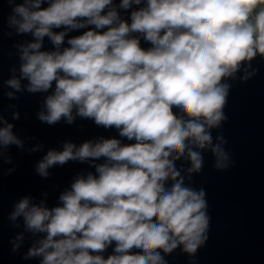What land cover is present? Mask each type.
Here are the masks:
<instances>
[{
    "label": "clouds",
    "instance_id": "clouds-1",
    "mask_svg": "<svg viewBox=\"0 0 264 264\" xmlns=\"http://www.w3.org/2000/svg\"><path fill=\"white\" fill-rule=\"evenodd\" d=\"M7 2L13 5L9 27L35 38L18 46L21 77L8 86L20 92L27 80V92L35 94L55 85L38 119L54 126L78 116L134 141L101 138L48 151L36 167L43 178L69 161H92L95 174L75 178L60 195L61 206L34 205L28 197L15 205L11 220L23 217L27 231L45 234L25 258L167 264L164 254L181 246L194 256L209 239L206 192L185 185L176 161H190L189 179L203 168V150L215 156L216 169L228 167L221 146L227 141L221 134L213 144L211 130L227 120L226 78L264 58V0H120L118 7L114 0ZM133 5L138 10L129 23L118 9ZM81 29L87 30L62 47ZM45 37L55 51L41 50ZM13 144L23 147L13 125L0 127V146ZM113 244L114 254L105 258Z\"/></svg>",
    "mask_w": 264,
    "mask_h": 264
},
{
    "label": "water",
    "instance_id": "water-1",
    "mask_svg": "<svg viewBox=\"0 0 264 264\" xmlns=\"http://www.w3.org/2000/svg\"><path fill=\"white\" fill-rule=\"evenodd\" d=\"M22 2L16 0V3ZM114 3L118 7L120 0ZM12 7L7 0H0V117L3 121L0 127L12 124L13 134L22 141L23 147L0 146V264H41L42 257H25L45 234L27 231L23 217L11 220L15 205L28 197L34 205L43 202L49 209L61 206L59 197L70 190L75 178L86 177L89 172L95 174V168L91 166L92 161H69L49 168V177L43 178L36 171L38 163L50 150L63 151L67 142L79 147L101 138L120 139L122 143L134 141L121 137L115 128L106 129L78 116L72 124L62 119L54 126L38 119V113L46 112L44 101L55 85L47 93L35 94L27 92V80L21 79L20 92L8 86V80L21 77L18 46L35 42L31 34H17L15 28L9 27ZM133 10H138V6L118 9L129 23ZM86 30L69 33L62 47L69 46L67 39ZM141 46L149 48L151 44L141 40ZM41 50L55 51L48 37L44 38ZM250 63L247 73L255 70V74L249 79H243L247 74L243 68L235 79L226 78L225 82L230 84L225 108L227 120L220 128L211 130L213 144L219 143L217 136L221 134L227 141L221 146L229 155L228 167L216 169L215 156L203 150V168L199 173H192L189 179L190 161L184 158L176 161L185 185L206 192L210 230L209 239L194 256L183 252L181 246L171 254H164L167 264H264V58L257 56ZM9 92L14 93L12 98ZM16 113L19 119H14ZM102 162V159L95 161ZM114 247L115 244L108 249L105 258L114 254Z\"/></svg>",
    "mask_w": 264,
    "mask_h": 264
}]
</instances>
